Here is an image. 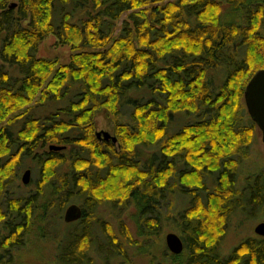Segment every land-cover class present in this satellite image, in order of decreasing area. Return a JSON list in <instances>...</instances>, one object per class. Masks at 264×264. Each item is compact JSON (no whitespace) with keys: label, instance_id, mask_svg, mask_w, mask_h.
Listing matches in <instances>:
<instances>
[{"label":"trees","instance_id":"16d2710c","mask_svg":"<svg viewBox=\"0 0 264 264\" xmlns=\"http://www.w3.org/2000/svg\"><path fill=\"white\" fill-rule=\"evenodd\" d=\"M50 36L71 50L67 64L36 55ZM0 60V264L31 236L48 238L80 201L82 221L58 231V264H89L90 250L108 264H264L263 237L227 255L219 241L233 214H264V171L246 194L236 179L256 130L250 116L243 123L244 92L264 69V0H0ZM127 104L120 147L100 143L95 111L120 117ZM176 114L193 120L169 134ZM29 162L39 167L34 193L14 197ZM173 189L189 198L174 217L179 255L160 244V205ZM103 203L137 208L136 240L124 221L119 236L104 223Z\"/></svg>","mask_w":264,"mask_h":264},{"label":"rangeland","instance_id":"374dc122","mask_svg":"<svg viewBox=\"0 0 264 264\" xmlns=\"http://www.w3.org/2000/svg\"><path fill=\"white\" fill-rule=\"evenodd\" d=\"M15 4V3H13ZM125 18V16L122 18V20ZM121 22L119 23V26L117 28L116 34L120 31ZM36 55L39 57H44L52 60H57L59 64H67L70 61V55L71 50L68 46H58L56 45L55 38L53 36L48 37L46 40H44L36 50ZM1 61V60H0ZM1 64V62H0ZM5 69L11 75H14V77H20L21 71L19 70L17 65L9 66L6 64ZM67 104V101H59V102H48L44 107L39 108L37 112H32L34 115L38 114H45L49 112L51 109H56L58 107H64V105ZM132 112L131 106L124 105V107L121 109V116L115 117L111 113L108 112V110L104 108H100L93 114V122L95 125L94 134L96 135L99 131H105L109 132L112 135L116 136L115 133V123L116 121L121 122H129L130 121V114ZM244 114V120L243 123L247 124L248 122V112L247 109L243 112ZM181 114H176L174 120V124L170 125L168 128L169 134L176 133L179 129L177 126H183L186 122H190L193 120L192 117L184 118L183 116H179ZM248 115V116H247ZM178 121V122H177ZM100 143H103L102 141H99ZM116 147H120V145L115 144ZM155 148V149H154ZM154 150L159 153V147L155 146L153 147ZM246 153L244 157H242L240 167L236 174L237 179V186L243 190V194H246V186L247 183L252 176H257L259 173L264 171V143L262 142V133L261 131L256 127V130L254 132V139L252 141V144L246 149ZM72 153V148L68 149L64 152L65 156L70 157ZM26 165H31L32 168L30 169L31 174V182L29 186L16 187V181L14 183V188L11 189V192L13 193L14 197L18 196H25L28 194L34 193L36 183L39 179L38 170L39 167L37 163H27ZM25 165V166H26ZM28 170V169H27ZM25 172V171H24ZM23 175V174H22ZM22 179V176H21ZM209 185L213 186L212 183V177L208 176ZM22 182V181H21ZM174 190V189H173ZM169 192V195L167 198L163 199L161 201L160 210L159 212L165 216L164 225L162 228V231L160 234H162V240H161V246L165 248L166 242H165V236L168 233H176L181 237L180 230L178 227V224L176 222V219L174 217L181 214L180 211L186 210L189 204V198L182 193L180 194L178 190ZM30 191V192H29ZM11 193V194H12ZM74 204H81V201L79 203ZM119 204V202L117 203ZM129 206V210L126 211H115L112 210V204H100L98 208L97 215L103 217L104 223H108L109 225L113 223L116 234L120 235V228H119V220L124 221V223L128 226L129 230L133 233V239L136 240V225L135 221L137 217V208ZM115 217V218H114ZM115 220V221H114ZM264 222V214L261 211H255L253 214H245V213H237L233 214L232 217L229 219L228 224L225 227V231L222 235V238L220 241V247L225 255L230 254L231 251L237 247L245 238L257 236L255 234V228L258 224ZM73 225V224H72ZM75 225V224H74ZM73 225V226H74ZM57 226L59 229L53 228V230H50V236L46 239L40 238L37 236H31L29 240L27 239V247L25 246L20 249L16 250L14 256L11 259L12 264H58L57 263V254L59 251V240L57 239V235L59 233L64 232V230L71 229V224L65 223V221H57ZM112 227V226H111ZM97 228V230H96ZM95 228L96 231H98L97 234H100V227L97 226ZM60 230V231H59ZM59 231V233H58ZM71 231V230H69ZM49 233V232H48ZM39 234V231L38 233ZM103 237L102 234H100L99 239L102 240ZM182 238V237H181ZM37 240V241H36ZM167 247V246H166ZM128 252L131 255L134 252L133 248H128ZM11 258V257H10ZM86 258L89 261V264H108L104 263L101 258L96 254L95 251L90 250L87 253ZM113 263L115 264L117 260L114 258L112 259ZM10 263V264H11ZM135 263L137 264H149L148 261L145 258H138L135 260Z\"/></svg>","mask_w":264,"mask_h":264},{"label":"water","instance_id":"95a60500","mask_svg":"<svg viewBox=\"0 0 264 264\" xmlns=\"http://www.w3.org/2000/svg\"><path fill=\"white\" fill-rule=\"evenodd\" d=\"M15 4L11 5V8ZM244 101L247 112L251 120L257 125L262 132V142L264 143V69L255 73L249 81L244 92ZM97 139L105 142H112L117 144L118 138L109 132L99 131L96 133ZM66 147L51 145L50 150L60 151ZM31 182V170H26L22 175V183L29 185ZM83 215V210L78 204L69 205L64 213L65 223H72L78 221ZM255 234L264 237V222L258 224L255 228ZM165 242L168 250L174 254L179 255L184 251L185 245L182 238L176 233H168L165 236Z\"/></svg>","mask_w":264,"mask_h":264},{"label":"flooded vegetation","instance_id":"af4514ba","mask_svg":"<svg viewBox=\"0 0 264 264\" xmlns=\"http://www.w3.org/2000/svg\"><path fill=\"white\" fill-rule=\"evenodd\" d=\"M255 124V123H254ZM256 125V124H255ZM256 127H257V125H256ZM258 128V127H257ZM262 133V132H261ZM24 186H29V185H24ZM81 208H82V210H83V215H84V208H83V206L81 205V204H78ZM65 213V212H64ZM83 215H82V217L78 220V221H75V222H72V223H68V224H73V223H76V222H79V221H82V219H83ZM64 217V216H63ZM258 236V235H257ZM259 237H261V236H259ZM264 238V237H263Z\"/></svg>","mask_w":264,"mask_h":264},{"label":"bare ground","instance_id":"6f19581e","mask_svg":"<svg viewBox=\"0 0 264 264\" xmlns=\"http://www.w3.org/2000/svg\"><path fill=\"white\" fill-rule=\"evenodd\" d=\"M31 174H32V172H31ZM21 181H22V179H21ZM24 185V184H23Z\"/></svg>","mask_w":264,"mask_h":264}]
</instances>
